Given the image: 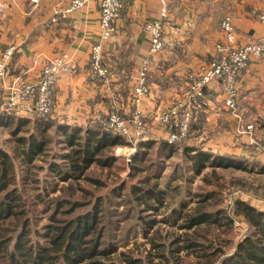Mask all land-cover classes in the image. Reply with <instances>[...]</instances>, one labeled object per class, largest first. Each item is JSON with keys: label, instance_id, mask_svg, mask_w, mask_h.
I'll return each instance as SVG.
<instances>
[{"label": "crops", "instance_id": "0c3cea01", "mask_svg": "<svg viewBox=\"0 0 264 264\" xmlns=\"http://www.w3.org/2000/svg\"><path fill=\"white\" fill-rule=\"evenodd\" d=\"M2 2L0 54L13 47L0 84L3 101L6 84L15 79L36 80L45 60L66 52L78 64V72L72 77L62 75L53 86L52 118L85 126L96 123L111 110L125 117L132 114L128 74L149 49L141 27L144 21L158 16L159 0H122L117 28L106 40L100 38L99 12L94 2L70 12L64 11L70 0ZM263 8L264 0H168L163 27L165 45L154 56L148 74L149 92L141 103L146 124L153 133L160 134V140H165L166 132L157 114L182 95L188 72L214 56V45L222 35L221 17H231L236 43L240 44L261 33L258 13ZM98 42L108 72L106 76L93 77L90 46ZM235 85L234 112L223 103L228 93L224 78L205 86L201 102L194 108L189 138L177 149L201 148L215 155L230 154L246 165H264V60L250 59L239 70ZM250 139L255 144H250Z\"/></svg>", "mask_w": 264, "mask_h": 264}, {"label": "trees", "instance_id": "16d2710c", "mask_svg": "<svg viewBox=\"0 0 264 264\" xmlns=\"http://www.w3.org/2000/svg\"><path fill=\"white\" fill-rule=\"evenodd\" d=\"M32 113V116L23 117L21 114L16 116L0 110V124L8 125L12 119L15 120V128L10 132L14 142L12 152L20 169L25 173L21 178L23 183L32 181L29 178V169L34 167L32 166L34 158L43 152L49 141L47 130L52 125L64 134L65 138L62 141L70 148L69 151L59 155V158L67 163L65 166L67 165L68 168H63L56 163L49 164L50 170L56 171L60 180L80 179L93 163L103 166L109 164L113 155L108 154L107 151H111L110 148L114 145L124 143L118 132L107 129L98 122L85 126L70 125L56 121L50 112L44 115L37 111ZM30 120L33 121L30 124L32 130L23 126ZM22 131L27 134H18ZM80 131H83V134H80ZM153 142V139L138 140L136 144L138 154L134 158L144 160L145 151ZM159 142L161 145H157L156 148L160 153L162 150L171 153L178 146L165 140H159ZM183 152L187 153L191 163L190 169L195 176L208 165L247 167L244 160L236 159L230 154L215 155L208 150L189 146H183ZM166 156L170 155L166 154ZM15 169L13 157L6 151L0 150V264H80L83 262L101 264L96 257L115 250L114 247L100 249L103 228L97 226L99 202L84 213H76L70 218H61L58 216L61 205L71 203L69 212H72L79 204L76 200L60 199L55 211L46 216L48 220L43 222L40 228H33L32 218L35 223H38L39 219L35 220V216H31L26 199L17 187ZM207 183L211 182L208 180ZM130 191L138 203L145 205L142 206L143 210L155 212L163 205V191L152 185L143 187L140 184H133L130 186ZM218 194L220 191L217 188H212L205 193L198 192L192 194L198 198L191 197L188 200L194 201V205L188 208H186L188 202L182 201L178 208L171 210L167 218L162 220H155L154 217L144 218L145 235L149 229L153 231L156 223L167 222L169 218L172 225L182 230L181 234L175 235L172 241H169V253L165 254L158 250L156 255L166 258L169 264H183L184 257L187 261H192L191 264H214L215 262L218 264H264V211L246 202L239 200L235 202V212L249 223L251 226L249 233L241 239L233 240V236H228L223 238V242L220 240L213 242L214 229L233 228L232 217L222 207L221 200L216 197ZM36 195L42 201L43 196ZM52 202V198L45 202L44 213L51 209ZM152 241L156 249L164 246V243ZM229 242L228 250L224 245ZM174 244L175 248L171 250L170 245ZM190 255L197 258V261L190 260Z\"/></svg>", "mask_w": 264, "mask_h": 264}, {"label": "rangeland", "instance_id": "374dc122", "mask_svg": "<svg viewBox=\"0 0 264 264\" xmlns=\"http://www.w3.org/2000/svg\"><path fill=\"white\" fill-rule=\"evenodd\" d=\"M174 101L172 100L170 103ZM3 102V98L0 96L1 111L10 112L16 116L21 114L23 117L33 115V113H23L17 108H5ZM53 103L52 99L50 110H52ZM32 122L31 120L27 121L23 125L24 128L32 130L30 126ZM161 124L167 134V126ZM14 125L15 120L13 119L8 125L0 124V150L6 151L13 157L16 166L17 187L26 199L31 216H35V220L39 219L38 223H35L32 218V227L40 228L41 224L48 220L46 216L55 211L56 204L60 199L76 200L79 204L72 212H69L71 203L61 205L58 215L61 218H70L76 213H84L99 202L97 205V226L103 228L100 249L115 248L111 253L96 257L101 264H169L166 258L156 254L158 250L165 254L169 253V241L171 242L175 235L181 234L182 230L172 225L171 218H169L170 220L167 219V222L156 223L153 231L149 229L145 235L146 226L143 219L154 217L155 220H162V218H167L171 210L178 208L182 201L188 202L186 206L188 208L194 205V201L188 200L191 197L198 198L192 196L198 192L205 193L212 188H217L220 194L216 197L221 200L222 207L232 217V231L224 227L218 230L214 229L213 242H217V240L223 242V238H228V236H233V240L241 239L246 233H249L251 226L243 216L235 212V202L238 200L264 211V167L261 168V164L255 163L254 165L247 162L246 168L208 165L195 176L190 169L191 163L187 153L177 149V146L171 153L164 150L160 153L156 148L157 145H161L160 134L153 133L147 124L146 127L151 136L135 139L131 135L128 138L121 135L124 143L114 145L110 148L111 151H107L108 154L112 153L113 155L109 164L103 166L93 163L85 170V175L80 179L69 178L65 181L60 180L57 172L49 168L50 163L68 168L67 165L65 166L66 162L60 159L59 155L70 150L68 144L62 141L65 138L64 134L57 131L56 127L52 125L47 130L49 141L43 152L34 158L32 165L34 167L29 169V178L32 181L23 183L21 178L25 173L20 169L12 152L14 142L10 132L15 128ZM79 133L83 134V131ZM18 134L27 133L22 131ZM188 134L189 131L185 136L170 143L178 145L183 142L182 140H188ZM142 139H153L154 142L145 151V159L140 161L134 157L138 154L136 144L138 140ZM165 141H167L166 138ZM166 154L170 156H166ZM208 180L211 183H207ZM133 184H140L143 187L152 185L162 190L164 193L163 205L155 212L143 210L142 206L145 205L138 203L130 191V186ZM36 194L43 196L42 201ZM50 198L53 201L50 203L51 209L44 213L45 202ZM229 231L231 232L228 233ZM152 240L164 243V246L156 249ZM228 245L230 242L224 246L228 249ZM170 248L173 250L175 244L170 245ZM189 259L197 261L193 255H190ZM191 263L192 261H187L184 257L183 264ZM214 264H218V262Z\"/></svg>", "mask_w": 264, "mask_h": 264}, {"label": "built area", "instance_id": "2783aa9c", "mask_svg": "<svg viewBox=\"0 0 264 264\" xmlns=\"http://www.w3.org/2000/svg\"><path fill=\"white\" fill-rule=\"evenodd\" d=\"M158 16L143 23L142 29L149 42L147 53L142 56L136 66L128 74L131 91V101L134 105L132 114L125 117L116 110H111L98 118V123L107 129L118 132L128 138L135 139L149 136L141 107L142 99L149 92L148 74L154 63V56L164 48L163 27L168 16V0H159ZM94 2L98 7L99 34L102 40L108 39L117 28V20L121 14L122 0H70L65 12L83 7ZM4 13V5L0 0V17ZM57 19L56 16L53 17ZM258 21L262 26L259 35L251 36L247 41L236 43V28L229 15L221 17L219 25L221 38L214 47L212 59L188 72V82L182 95L174 102L160 109L157 114L159 122L168 128L166 140L177 141L188 132L189 124L194 114V108L199 106L204 95V88L212 80L224 78L227 85V96L223 103L234 112L236 108L235 84L236 76L250 59L264 60V8L258 13ZM13 47L9 46L0 54V84L6 76L7 63L12 55ZM89 64L93 77L107 75L103 63L102 45L100 42L90 46ZM78 72V64L66 52H61L43 63L39 75L34 81L15 79L5 85L7 90L3 105L5 108L32 113L37 111L44 115L50 112L52 105V88L61 76L72 77ZM251 125H248L250 127ZM151 136V135H150ZM250 144H255L250 139ZM264 149V144L262 145Z\"/></svg>", "mask_w": 264, "mask_h": 264}]
</instances>
